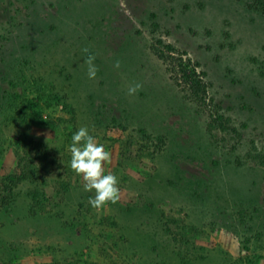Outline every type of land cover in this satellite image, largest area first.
Instances as JSON below:
<instances>
[{
	"label": "rangeland",
	"instance_id": "rangeland-1",
	"mask_svg": "<svg viewBox=\"0 0 264 264\" xmlns=\"http://www.w3.org/2000/svg\"><path fill=\"white\" fill-rule=\"evenodd\" d=\"M253 2L0 0V175L34 141L52 162L42 183L69 184L59 202L23 182L0 206V264H264V12ZM159 41L205 72L208 107L171 79ZM81 126L119 180L120 200L101 210L70 168Z\"/></svg>",
	"mask_w": 264,
	"mask_h": 264
},
{
	"label": "trees",
	"instance_id": "trees-1",
	"mask_svg": "<svg viewBox=\"0 0 264 264\" xmlns=\"http://www.w3.org/2000/svg\"><path fill=\"white\" fill-rule=\"evenodd\" d=\"M252 6L264 12V0H254ZM158 44L163 47L162 50L153 48L157 56L167 64L171 79L179 88L188 93L198 107H208L211 99L208 94L205 72L201 71L199 65L188 58L185 53L175 50L170 45H164L161 41ZM211 121L216 123L220 121L219 127L224 125L222 116L217 118L211 116ZM212 126L215 127L214 124ZM46 149L36 145L34 141H30L24 146H18L15 166L9 173L0 175V206L4 207L12 202L14 190L23 182L43 184V179L52 172V162L48 159ZM55 185L51 184L47 187L46 184H43L49 188L50 194L47 195L46 192H43L40 195L48 201L55 199H58L59 202L62 201L69 189V184L67 182L58 183V188ZM30 195L33 201L40 200L38 192H33Z\"/></svg>",
	"mask_w": 264,
	"mask_h": 264
},
{
	"label": "clouds",
	"instance_id": "clouds-1",
	"mask_svg": "<svg viewBox=\"0 0 264 264\" xmlns=\"http://www.w3.org/2000/svg\"><path fill=\"white\" fill-rule=\"evenodd\" d=\"M121 8L125 14L130 11L123 3ZM83 51L87 53L89 50L85 48ZM95 60L94 54L87 55L85 60L89 79H95L99 71ZM113 66L119 69L121 62L117 60ZM141 88V83L130 84L127 94L134 96ZM68 151L71 170L82 177L84 191L94 193L88 201L91 207L101 210L109 204H116L120 200L119 180L105 168L111 162V153L90 133L88 126H81L73 133Z\"/></svg>",
	"mask_w": 264,
	"mask_h": 264
}]
</instances>
